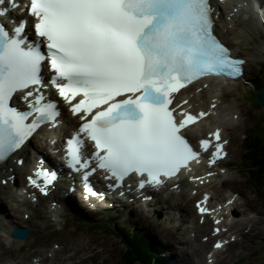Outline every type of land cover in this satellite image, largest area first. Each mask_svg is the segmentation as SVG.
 I'll return each instance as SVG.
<instances>
[{
	"label": "snow or ice",
	"instance_id": "6c2138e0",
	"mask_svg": "<svg viewBox=\"0 0 264 264\" xmlns=\"http://www.w3.org/2000/svg\"><path fill=\"white\" fill-rule=\"evenodd\" d=\"M9 5L16 0H0V159L57 120V101L43 91L54 87L82 121L67 141L71 167L87 169L95 159L118 182L146 177L142 188L199 162L188 132L209 113L190 111L178 94L205 77H240L245 63L214 35L210 0H30L33 23L21 19L10 29ZM45 65L54 73L47 83ZM14 98L27 110L11 106ZM210 135L220 141L219 129ZM87 142L94 151L85 158ZM210 145L199 141L205 152ZM222 148L216 143L212 162ZM37 175L45 185L56 179L47 170Z\"/></svg>",
	"mask_w": 264,
	"mask_h": 264
},
{
	"label": "rangeland",
	"instance_id": "374dc122",
	"mask_svg": "<svg viewBox=\"0 0 264 264\" xmlns=\"http://www.w3.org/2000/svg\"><path fill=\"white\" fill-rule=\"evenodd\" d=\"M257 28V31H252L253 37H239L234 31L233 35L230 37L232 43L238 46L236 50L240 51V53L246 54L249 58V63L246 64V75L244 77V81L241 83L239 82L236 84H232L230 86L226 85L227 93H229V100L223 101L226 107H229L230 105L235 106V102L238 104V106H240L241 103L244 104V106L242 107L244 109L245 115L239 117L238 120H233L235 122H239L243 126V128L239 131H236V133H231L229 127L233 124L230 123L227 125V127H225L226 125L223 126L226 136L229 135L228 138L230 148V156L225 162V166L229 168L227 178H230L232 181L221 184V176H219L217 171L214 174V177H210L211 179H213L214 185L211 184L208 187L200 189L199 191H207L213 195L212 203L214 204L216 209L221 208L220 202L224 201L222 199H224V197L226 196L231 204L232 202H237L238 206L241 205L244 206V208H247L249 210L250 217L259 216V219L261 220H259V222L253 227L258 229V231L254 233V235L263 234V236L261 237L260 235H257L254 240L245 238L241 242V237L239 235L238 241H235L233 243L235 237L227 232V228L233 221V217H224V221H222L224 225L220 224V226L225 229V236L228 238V240L232 241L233 239V241L228 245L227 251L221 254L219 253V257L221 260L219 264H235V261H240L242 264H264V233H259V231L261 230L262 232H264V186L262 188H257L254 185L253 181L248 178L249 174L247 171H245L248 170L247 157H245L244 155L246 153V149L245 144L242 143V139L246 130L252 134L260 132L261 137L264 139V134L263 132H261V128L264 127V107L255 102L257 101V97L253 93V106H251L249 100L246 99L251 97V93L248 94L246 98L244 97V93L246 90L249 91L254 88V79L259 72L260 65L263 64L264 61V24L258 26ZM208 94L210 95L211 91H209ZM244 117H246V121L244 120ZM50 137L41 141L39 140V138L32 141V143H36V147L38 144V148L39 144L42 145V147L40 146V151L46 156H50L47 151H49L50 146L54 142V137ZM14 163L15 161L13 162V164ZM15 181L16 182L13 184V187L11 186L7 189H2L3 192H0V208L2 207L1 218L3 223L0 224V229L5 227L11 229L13 226H15L16 223H19L20 226H30L33 230V237L31 241H33L35 244L37 243L36 245L41 244L44 241L58 242L62 239L91 242L93 244V247L91 248L92 250L103 251L104 256H108L105 261H103V259L101 258H98L96 260V264H124L122 258L124 254L123 247L119 244V241L116 238L112 237L109 234H105L103 231H100V229H94L93 227L86 228V225L88 223L93 224L94 221H92L91 219L84 220V218H78L76 210L72 209L74 207H78V210H80L81 212L88 213L87 216L89 218L95 217L99 220L103 217V215L105 219L106 217L118 216L120 214L119 216L121 218V221H127L129 219L133 223L134 227H138L139 229L146 232L150 231L153 241L161 250L163 257L166 258L168 264H186L183 258H185L186 260L188 259L186 257L187 251L191 256L190 263H197L198 260H200L201 255L203 256V260L205 261V258H207L206 256L209 254L207 253L208 249L211 251V248L214 246L213 241L218 238L212 234L213 226L215 225V223L213 222L214 217H212V220L209 221V224L208 222L203 224V219L198 218L199 222L196 221L195 226L197 224V227L199 229L197 228L191 231L192 224L190 220L195 219V217L193 216L200 217L196 206L197 199L191 198V195H189L195 192L194 188L192 187H189L185 191H183L185 194L187 191L189 193L188 195H179V193L177 192L175 199H168V192L162 193L150 205H142V209L135 203L130 204L125 203V201L124 205H121L119 203L114 206V199H111L112 204L110 206L105 203H102L101 205L97 202H94L92 204H85L81 202L77 203L73 196L69 197L66 195L65 191H62L61 196L63 203L60 212L62 215L57 216L56 213L52 212L51 199H54V197L52 196L42 198L43 201L39 202L38 204L31 203L32 206L29 208L25 205H21L19 201L21 199V194L23 193V185L20 183L24 181V175H18V178H16ZM65 188L67 189V187ZM4 192H7V194H3ZM14 195H17L18 197H14ZM114 198L117 197L114 196ZM248 204H253L255 207L250 208ZM230 207L224 208L221 211L228 213L231 211ZM178 208H180L181 210H179ZM43 214L45 215L43 216ZM68 215L70 216L69 219ZM239 215L240 214L238 212V216ZM29 216L30 224L24 222L25 225H21L20 222L23 221L22 218H27ZM72 216L77 217L76 220H81L82 223L73 221L72 218H75ZM210 223L212 224L210 225ZM169 224H179L180 228L178 232L170 231L168 229ZM204 226H206L207 228ZM211 227L212 229H209ZM186 231H188L187 234H185ZM207 231H210L211 233L209 232L208 234ZM2 232L3 231L0 230V238L2 239V241H4L5 244L6 241L8 244L4 245L6 251H4L5 249L0 248V253H2V251L7 252L6 257H8L10 253L16 252V250H20L21 248L15 246L12 251L9 250L7 248L8 245L13 244L11 240H8L6 236L2 234ZM206 236H212V238L210 239L211 241H206ZM197 237L198 241H195ZM222 237H224V235ZM192 239L194 242V247H197L198 249L196 252H194L193 248L190 245L184 243L185 241ZM202 243H204L205 245H201ZM54 248H59V245H54ZM254 252H257V254H253ZM49 254L52 255V252ZM111 258H113L114 260ZM12 259L13 258L8 257L4 262H6L7 260L12 261ZM178 259H181V262L177 263ZM100 260L103 261V263ZM207 261L208 260H206V263ZM215 263L217 264V262Z\"/></svg>",
	"mask_w": 264,
	"mask_h": 264
},
{
	"label": "bare ground",
	"instance_id": "6f19581e",
	"mask_svg": "<svg viewBox=\"0 0 264 264\" xmlns=\"http://www.w3.org/2000/svg\"><path fill=\"white\" fill-rule=\"evenodd\" d=\"M238 1L239 0H229V1L225 2V1H221V0H213L215 15L217 18L216 32H218L219 35L225 41H227L229 43H230L229 38H230V36L233 35V31L235 33L240 34L241 36L245 35V38H248V35L252 36L253 28L258 29L257 28L258 26H261L264 24V19H260V18L255 19V15L258 13V11L255 10V8L253 7V5L251 3L241 1L242 3L240 5H237L236 3ZM262 1H263V3L261 6V8H262L261 11L264 13V0H262ZM12 18L13 19L15 18V12L14 11H12ZM255 31H257V30H255ZM233 49H234L235 53H237L235 46H233ZM243 56L247 57L246 55H243ZM253 56H255V55H253ZM248 63L249 62H247L246 64H248ZM245 68H246V66H245ZM245 74H246V72H245ZM234 83L236 84L239 82L235 81ZM199 87H201L200 90L198 89ZM226 89L227 88H226V85H224V83H220L219 81H216L215 79L210 78L201 84H197V85L189 88L188 90L184 91L182 93V95L180 96L179 100H182L183 98H186V97L189 99V103L187 106L191 110H195V111L212 110L211 105L213 103H215L216 107H217L215 110H212L211 115L203 123L190 128L188 135L190 136L192 141H198L202 138L207 137L214 130V128L216 126H219V124H223V126L226 125L225 127H227V125L230 123L233 124L229 127V130H231V133H236V131H239L243 128V126L239 122H235V121H233L234 119L232 120V119L227 118V115L231 114L232 112L235 114V118H237V117L239 118V117L243 116L244 115V109L242 106H244V104L241 103L240 106H238V104L235 102V106L230 105L229 107H226V105H224V103H223L224 100H229L228 99L229 93H227ZM209 91H211L210 95L208 94ZM46 92H51V89L47 88ZM63 104H65V103H62V105ZM77 123H78V120L76 117H74L70 113L64 111L61 115V118L59 119L58 125L68 124L69 126H75ZM69 126H67V127H69ZM67 127L54 126L53 123H50V124H48V128L45 129L44 132L40 133L38 136H35V137L36 138L41 137L42 139H45L46 136L48 137L51 135H56L57 137H59L58 134L62 133V131L67 132V130H68ZM228 136L227 137L225 136L224 139H228ZM33 139H31L29 141V143L27 145H25L22 149L18 150V152L15 154V156L12 157V159H10L5 165L0 166V192H3L2 189H7V188L11 187L13 184V179L15 178V176L17 174L20 175V174L24 173L25 172L24 169L26 170V168L29 167L31 164H32L31 171H33L35 168H37L38 166L41 165L39 163V159H40L39 156H37V155H31L30 156V153H31L30 150H32V149H35V151L37 153H41L40 146L42 147V145L39 144V148H38V144H37V147H36V143H34V142L32 143ZM59 140H61V137H59ZM49 141H51V140H49ZM20 157H24L26 159L24 162V166H23V164H22V166H19V164H17L18 166L16 164H13V158H15V162H17V160ZM207 160L202 162L201 166H205V162H207ZM226 161L227 160L220 161L219 165H223V167H226L225 166ZM49 163H53V162L51 160H47V162H44V165L48 166ZM40 168L43 170L45 169V167H40ZM206 172H208L207 169L205 170V173ZM202 174L203 173H196L192 177H196V176H199ZM16 178H18V176ZM97 183L104 186V188L107 190L108 196H110V194L114 196V194L116 193V192H112V191L108 190L109 185H112L109 181L101 180L100 178H98ZM187 183L191 184L190 182H187ZM176 184H179V186H181L180 188H182V189L179 190V193H181V191L183 190V186H185L186 183L185 182H181V183L173 182L171 186L174 187ZM194 184L200 185L199 182H194ZM212 184L214 185V183H212ZM63 186H64V181H63V179L60 178L50 188L51 196L54 197V200H58L56 210L53 211L56 213L57 216L62 215L60 212H61V206H62L63 200L61 197H57L55 193H56V189L58 187H63ZM24 190L26 191V193L28 191H30V192H32V195H38V194H36V192H37L36 189L33 187L32 188L25 187ZM176 192L177 191L174 192V190L170 191V193L168 194V198L169 199H175L176 198ZM3 194H7V192H4ZM116 196H117V194H116ZM14 197H17V196H14ZM184 197H186V196H184ZM40 199H41V196L38 195V200H40ZM222 200H227V198L224 197V199H222ZM20 201H21L22 205H25L27 207L30 205V203L26 199H21ZM150 203L148 202L146 204H150ZM138 204H139V207L142 209L143 204L140 200H139ZM231 205H232L230 207L231 211L228 213H225V215L221 214L220 212H218V210L216 208H213V207L207 206L206 210L209 211L210 213H212L213 210H216L214 213V220L218 218L222 221V218H224V217H226V218L233 217L232 218L233 221L230 224L229 230L235 229L237 236L240 235V237H241V242L245 238H249L250 240H254V238H256L257 235H260L262 237L263 234H255L254 235V233L256 231H258V229L253 228V227H254V225H256L259 222V220H261V219H259V216L258 217L257 216L250 217L249 216V210L247 208H244V206H241V205L238 206L237 202L232 203ZM248 205L250 206V208L255 207L253 204H248ZM178 209L181 210L180 208H178ZM238 212L240 214L239 216H238ZM194 214H195V212H194ZM44 215L45 214H43V216ZM193 217H195V216H193ZM203 217L206 219H209L211 217V215H203L202 218ZM22 219H23V221L20 222L21 225H25V223L30 224L29 218L24 217ZM196 221H197L196 217H195V219L190 220V222L192 224L191 231L198 228L197 224L195 226ZM171 223H172V221H171ZM0 224H3L2 220L0 221ZM208 224H209V222H208ZM211 224L212 223H210V225ZM221 224H222V222H221ZM204 227H206V226H204ZM179 228H180L179 224H169V226H168V229L170 231H175V232H178ZM209 229H212V227ZM0 230L3 231L2 234H4L8 240H11V242L13 244V245H8V247L6 246L9 250L12 251L15 248V246H18L19 248H21L20 250H16V252L10 253L8 255V257H11L14 259L12 261L7 260L6 262H4L6 260V256H5L6 254H5V252L0 253V264H92V263L96 264V260L98 258H101V259H103V261H105L108 257V256H104L103 251L92 250L91 248L93 247V244L91 242H84V241H79V240L74 241L72 239H62L58 242L57 241H55V242L44 241L43 243L36 245L33 241H31L32 239H28V240L13 239L11 237V234H10V229L7 227L1 228ZM202 231H203V229H202ZM187 232L188 231H186L185 234H187ZM207 232L209 234L210 231H207ZM202 233H204V232H202ZM202 233H201V235H202ZM259 233H264V232H262V230H261V231H259ZM217 236H219V235H217ZM223 238L226 239V236L224 235ZM193 239L187 240L184 243L190 245L193 248L194 252H196L198 249H197V247H194ZM238 239L236 240V242L238 241ZM195 241H198V237ZM215 242H216V240L213 242V244ZM204 243H202L201 245H205ZM6 244H8L7 241H6ZM6 244L0 238V248L5 249L4 245H6ZM54 245L55 246L59 245V248L55 249ZM206 247H208V246H206ZM227 247L228 246H224L221 250H215L213 248L211 251H209V253H210L209 257L215 256L214 261L218 262L220 259V258L218 259V256L221 253H223L224 250L227 251V249H228ZM26 248H28V249H26ZM4 251H6V249ZM49 251H52L53 254L52 255L49 254ZM186 253H187L186 257L188 259L186 260L185 258H183V260H185L186 264H195L194 262L190 263L191 256H190L188 251ZM198 255H199V253H198ZM226 255H228V254H226ZM111 259H113V258H111ZM178 262H181V259H178L177 263ZM199 263L200 264L206 263V259L204 261L202 255L200 256Z\"/></svg>",
	"mask_w": 264,
	"mask_h": 264
},
{
	"label": "trees",
	"instance_id": "16d2710c",
	"mask_svg": "<svg viewBox=\"0 0 264 264\" xmlns=\"http://www.w3.org/2000/svg\"><path fill=\"white\" fill-rule=\"evenodd\" d=\"M254 84L256 89L264 87V65L260 67L254 79ZM250 93V99L254 103V97L252 96V93L255 95L254 90H246L244 96L246 97ZM255 102L260 104L258 99ZM253 103H251V106H253ZM261 132L264 134V127L261 128ZM244 141L247 142L246 149L247 154H249V156H246L248 157V170L245 171L248 172V178L253 181L254 185L257 188H262L264 186V139L261 137V133L257 132L255 134L248 133ZM84 216V218H88L86 214ZM92 218L97 223L91 224L90 227L99 228L105 234H109L119 241L124 250L122 257L124 264H167L160 254V249L153 241L150 231L146 232L134 227L130 222L121 221L119 215L106 217L105 219L103 215L100 220ZM253 254L256 255L257 252ZM235 264L242 263L235 261Z\"/></svg>",
	"mask_w": 264,
	"mask_h": 264
},
{
	"label": "water",
	"instance_id": "95a60500",
	"mask_svg": "<svg viewBox=\"0 0 264 264\" xmlns=\"http://www.w3.org/2000/svg\"><path fill=\"white\" fill-rule=\"evenodd\" d=\"M255 94L261 106L264 107V87L255 90ZM31 230L24 227H14L11 230V236L16 239H26L30 235Z\"/></svg>",
	"mask_w": 264,
	"mask_h": 264
}]
</instances>
